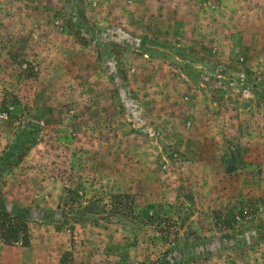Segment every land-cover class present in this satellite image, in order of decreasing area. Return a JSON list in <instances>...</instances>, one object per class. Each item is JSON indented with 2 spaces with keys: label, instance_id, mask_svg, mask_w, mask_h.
Returning a JSON list of instances; mask_svg holds the SVG:
<instances>
[{
  "label": "rangeland",
  "instance_id": "374dc122",
  "mask_svg": "<svg viewBox=\"0 0 264 264\" xmlns=\"http://www.w3.org/2000/svg\"><path fill=\"white\" fill-rule=\"evenodd\" d=\"M4 162L0 264H264V0H0Z\"/></svg>",
  "mask_w": 264,
  "mask_h": 264
},
{
  "label": "trees",
  "instance_id": "16d2710c",
  "mask_svg": "<svg viewBox=\"0 0 264 264\" xmlns=\"http://www.w3.org/2000/svg\"><path fill=\"white\" fill-rule=\"evenodd\" d=\"M10 164L11 162L0 164V172L3 171L5 166ZM1 179L0 176V241L6 245L20 244L25 247L30 246L32 236L28 220L10 212L2 205L6 201V197L3 193ZM123 197L127 198V200L123 201L121 199ZM112 201V206L116 213L134 212V201L129 194H115Z\"/></svg>",
  "mask_w": 264,
  "mask_h": 264
}]
</instances>
